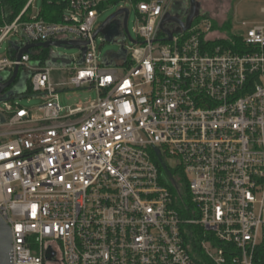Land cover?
<instances>
[{"label":"built area","instance_id":"built-area-1","mask_svg":"<svg viewBox=\"0 0 264 264\" xmlns=\"http://www.w3.org/2000/svg\"><path fill=\"white\" fill-rule=\"evenodd\" d=\"M35 1L10 23L0 0V46L14 36L27 42L20 49L88 45L75 67L48 65L51 56L42 67L32 60L39 49L0 59V76L29 71L32 92L49 99L36 110L0 104L11 263L204 264L190 238L213 264H264V22L235 32L231 48L215 44L221 35L209 18L187 32L161 28L182 6L185 23L189 0H57L59 22L43 19ZM116 4L128 22L137 15L136 38L120 14L104 32L131 46L100 61L98 18ZM55 70L69 82L54 84ZM67 86L97 99L62 117Z\"/></svg>","mask_w":264,"mask_h":264},{"label":"rangeland","instance_id":"rangeland-1","mask_svg":"<svg viewBox=\"0 0 264 264\" xmlns=\"http://www.w3.org/2000/svg\"><path fill=\"white\" fill-rule=\"evenodd\" d=\"M44 0H36L34 3L35 11L43 9ZM199 4L198 12L208 16L214 26V31L221 35V38L232 35L238 31L247 32L253 25L263 23L264 15L262 9H264V0H197ZM121 9V4L111 5L106 7L105 11L99 16L97 26L105 23L111 16L116 14ZM185 6L176 8L175 12L183 16L186 19ZM242 23H248V27H244ZM139 25L137 15L132 12L128 22V30L133 38H136L134 30ZM27 42L22 40L18 36L11 37L5 40L0 46V59H9L15 57L18 52L13 48V45L21 48ZM96 48L99 54V60L102 61L106 57L111 58L114 55H118L124 49V46H131V42H125V38L121 35L113 42L105 40L104 35L99 34L95 41ZM41 51V50H40ZM36 50L37 55L41 52ZM49 55L51 60L48 65H51L54 59H68L71 61L70 66H65L62 63H58L55 68L62 67H75L73 60H81L82 53L79 49L69 48H52L49 49ZM40 52V53H39ZM33 55V57L37 56ZM37 58V57H36ZM43 67V66H42ZM10 73H3L2 75L8 76ZM31 73L29 71H22L20 75L19 85L21 87L20 95L14 100L15 103L21 107L29 110H36L40 106L45 105L49 99L42 95L34 94L28 95V82L30 80ZM70 73L67 71L55 70L52 73V81L54 84H67L69 82ZM97 99V94L92 89H76L73 86H67L64 90L59 89L58 101L61 107L64 109L61 116L67 117L69 111L83 108L92 101ZM3 109V104H1Z\"/></svg>","mask_w":264,"mask_h":264},{"label":"water","instance_id":"water-1","mask_svg":"<svg viewBox=\"0 0 264 264\" xmlns=\"http://www.w3.org/2000/svg\"><path fill=\"white\" fill-rule=\"evenodd\" d=\"M190 1V9H189V15L187 17L186 22L184 23L182 20L176 17H167L162 25L161 28L163 29L164 25L166 23H176L178 24L181 28H183L184 32H187L190 30L193 21L196 17L199 16V4L197 3V0H189ZM126 13V19H125V31L127 34L128 33V17H129V11L124 10V11H118L116 14L111 16L102 26L100 29L97 30V32L94 35V39L97 38L99 34H102L104 36L107 35L106 40L108 42L111 41L110 34H106L104 32V27L119 16L122 13ZM171 40V37H170ZM88 44H83L80 42L76 41H56V42H47V43H41V44H28L22 49L16 47L13 45V48L18 52V54L13 57L16 58L18 61H21L23 56L26 54H30V51L32 49H45L49 50L52 48H69V49H79L82 53V55L85 54L86 52V46ZM126 56V52L123 50L121 53L118 55H114L116 58H122ZM58 63H62L65 66H70L71 61L68 59H54L52 60L51 65H56ZM83 62L78 63V65H82ZM20 68L16 67L13 74H8V76L1 75L0 76V104L4 102H10L14 101L17 96L20 95L21 87L19 85L20 82ZM4 122V120L2 121ZM12 249V230L10 225H8L1 217H0V264H12L11 259H10V251ZM50 257V256H49Z\"/></svg>","mask_w":264,"mask_h":264},{"label":"trees","instance_id":"trees-1","mask_svg":"<svg viewBox=\"0 0 264 264\" xmlns=\"http://www.w3.org/2000/svg\"><path fill=\"white\" fill-rule=\"evenodd\" d=\"M3 2H4V5L6 7V19L8 22L11 23L23 12V10L25 9V7L28 3V0H3ZM64 8H65V5L64 4L59 5L57 3V0H44L41 17L43 19L47 20L48 22H59L61 20V15L63 13ZM199 17L208 18V16H206L204 14H199ZM232 42H234V34L233 33H232V35H227V37L219 39L215 44L232 48ZM40 50L41 49H39V51ZM40 52L41 53L36 56L37 58L34 56L32 58V60L38 62L41 66H44V65H46V63L48 62V60L50 58L49 51L48 50H41ZM26 94L34 95V93L32 92V89L30 87L29 82H28V90H27ZM182 183H183V189H184L183 195H186V197L188 198L187 186L184 183V181H182ZM179 209H181V208H179ZM187 230L189 231V234H191L193 228L188 227ZM187 240L189 243L192 244V252L194 253V255L198 259L204 260L203 261L204 264H213L210 261H207L205 259V257L203 256L197 240H195V239L191 240L190 238H187Z\"/></svg>","mask_w":264,"mask_h":264},{"label":"flooded vegetation","instance_id":"flooded-vegetation-1","mask_svg":"<svg viewBox=\"0 0 264 264\" xmlns=\"http://www.w3.org/2000/svg\"><path fill=\"white\" fill-rule=\"evenodd\" d=\"M176 18H179L180 20H185L184 17H182V16H177ZM113 22H114V19L111 20V21L108 23V25H112ZM108 25H107V26H108Z\"/></svg>","mask_w":264,"mask_h":264},{"label":"crops","instance_id":"crops-1","mask_svg":"<svg viewBox=\"0 0 264 264\" xmlns=\"http://www.w3.org/2000/svg\"><path fill=\"white\" fill-rule=\"evenodd\" d=\"M264 9H262V11H263ZM55 67V66H54Z\"/></svg>","mask_w":264,"mask_h":264}]
</instances>
